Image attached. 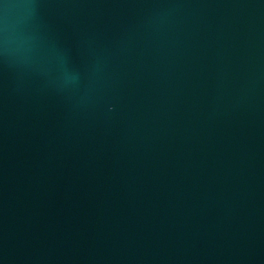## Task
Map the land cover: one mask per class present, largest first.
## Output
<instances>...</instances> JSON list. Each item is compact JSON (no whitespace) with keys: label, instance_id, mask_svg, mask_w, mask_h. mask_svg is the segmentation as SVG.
<instances>
[{"label":"water","instance_id":"obj_1","mask_svg":"<svg viewBox=\"0 0 264 264\" xmlns=\"http://www.w3.org/2000/svg\"><path fill=\"white\" fill-rule=\"evenodd\" d=\"M0 264H264V0H0Z\"/></svg>","mask_w":264,"mask_h":264}]
</instances>
